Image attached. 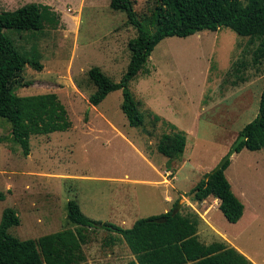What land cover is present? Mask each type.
<instances>
[{
    "label": "rangeland",
    "instance_id": "obj_1",
    "mask_svg": "<svg viewBox=\"0 0 264 264\" xmlns=\"http://www.w3.org/2000/svg\"><path fill=\"white\" fill-rule=\"evenodd\" d=\"M160 0H133L138 17L150 15ZM46 4L58 13L43 29L6 28L29 62L12 80L17 95L55 92L68 109L72 127L33 135L25 155L0 121V221L13 207L21 223L9 232L21 239L73 227L67 203L76 199L90 218L130 227L138 218L164 213L178 202L180 211L201 217L198 234L205 243L237 245L255 264H264V147L234 153L226 169L234 192L245 204L238 222H230L214 197L195 201L192 189L215 168L259 112L264 89V56L251 40L229 27L169 36L153 50L130 90L141 100L145 128L130 125L122 110L123 90L99 104L89 101L96 89L88 70L100 66L120 80L130 61L128 42L138 28L111 0H0L1 10L27 3ZM32 62H35L33 64ZM161 119L156 120L155 116ZM187 134L185 153L170 159L157 149L164 122ZM117 233L90 230L83 245L90 264H128L135 258Z\"/></svg>",
    "mask_w": 264,
    "mask_h": 264
},
{
    "label": "trees",
    "instance_id": "obj_2",
    "mask_svg": "<svg viewBox=\"0 0 264 264\" xmlns=\"http://www.w3.org/2000/svg\"><path fill=\"white\" fill-rule=\"evenodd\" d=\"M110 6L125 11L129 21L137 26V36L128 42L131 57L127 69L115 80L103 69L94 65L88 70L89 82L96 89L89 101L97 105L117 89L123 90L122 110L130 125L145 128V113L141 100L130 90V81L140 72L155 47L166 37H186L202 30L229 27L251 40L260 39L257 58L264 56V0H160L150 15L138 17L133 0H111ZM58 13L49 5L30 2L15 10L0 8V121L11 124V136L18 142L25 155L31 152L33 135L50 134L68 130L73 123L68 109L57 93L45 92L17 95L11 84L25 66L31 62L21 53L5 29L40 30L45 20L55 22ZM35 64V62H32ZM155 119H161L156 115ZM164 122L168 131L161 134L157 149L170 159L185 153L187 134L176 124ZM245 139L237 152L247 147L260 150L264 147V89L258 115L240 131ZM7 136H0V142ZM231 159L223 168L212 170L192 189V198L203 201L210 195L220 199L219 207L230 222H238L245 211V204L234 192L226 175ZM6 194L0 191V199ZM175 207V206H174ZM170 210L138 218L130 227L103 222L88 217L76 199L67 203L69 222L75 226L44 234L38 238L21 239L9 232L21 223L13 207L3 210L0 221V264H90L83 245L90 241V230L105 228L119 236L110 235L107 246L126 240L135 254L128 264H255L251 258L225 240L203 242L198 234L201 217L196 211L173 214Z\"/></svg>",
    "mask_w": 264,
    "mask_h": 264
},
{
    "label": "water",
    "instance_id": "obj_3",
    "mask_svg": "<svg viewBox=\"0 0 264 264\" xmlns=\"http://www.w3.org/2000/svg\"><path fill=\"white\" fill-rule=\"evenodd\" d=\"M245 139V135L242 134L238 137V139L235 141L233 146L231 147L230 151L220 160V162L215 166V168L212 170V172H216L223 168L225 163L231 159V157L234 155V153L237 152L238 146L241 144V142ZM181 203L178 202L176 206L174 207L173 214H176L180 211Z\"/></svg>",
    "mask_w": 264,
    "mask_h": 264
},
{
    "label": "crops",
    "instance_id": "obj_4",
    "mask_svg": "<svg viewBox=\"0 0 264 264\" xmlns=\"http://www.w3.org/2000/svg\"><path fill=\"white\" fill-rule=\"evenodd\" d=\"M213 195H210L207 199H209V198H211ZM214 197V200H216V202L218 203V204H220V199L219 198H216L215 196H213ZM207 199H205V200H203V201H207ZM202 201V202H203ZM241 220V219H240ZM235 247H237L240 251H242L237 245H234Z\"/></svg>",
    "mask_w": 264,
    "mask_h": 264
}]
</instances>
